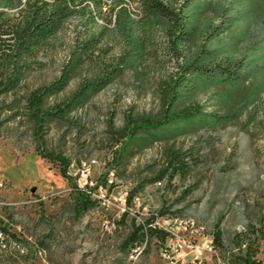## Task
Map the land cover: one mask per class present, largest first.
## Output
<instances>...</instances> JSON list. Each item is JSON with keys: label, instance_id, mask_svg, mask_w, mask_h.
<instances>
[{"label": "rangeland", "instance_id": "374dc122", "mask_svg": "<svg viewBox=\"0 0 264 264\" xmlns=\"http://www.w3.org/2000/svg\"><path fill=\"white\" fill-rule=\"evenodd\" d=\"M138 21L135 38L145 49L103 91L45 129L43 148L65 156L70 178L36 150L34 125L27 107L32 91L57 79L76 47L78 24L69 21L28 59L26 73L12 92L0 95V228L5 247L0 264H171L162 240L147 235L126 246L137 226L181 221L194 226L180 233L199 243L213 236L221 222L222 244L206 252L202 264H245V245L259 236L264 223V73L233 89L204 90L195 99L208 111L234 119L214 129L205 127L172 141L134 147L121 161L119 131L128 118L157 116L163 108L162 87L177 71L179 60L161 24H151L139 0H128ZM104 16L114 0H103ZM107 19H99L104 24ZM1 42V41H0ZM75 74L68 87L47 105L67 100L85 80L101 74L102 62L126 55L129 46L111 26L109 36ZM197 43L182 48L196 51ZM223 100V101H222ZM179 149L190 166L186 174H164L166 151ZM163 176V177H162ZM162 177L161 179H159ZM104 181L106 183L104 184ZM79 188H95V204L76 213ZM196 228H203L197 234ZM175 264H194L189 248ZM257 259L264 263V238Z\"/></svg>", "mask_w": 264, "mask_h": 264}, {"label": "trees", "instance_id": "16d2710c", "mask_svg": "<svg viewBox=\"0 0 264 264\" xmlns=\"http://www.w3.org/2000/svg\"><path fill=\"white\" fill-rule=\"evenodd\" d=\"M103 0H0V95L14 91L28 67V59L54 38L71 20L78 24L76 47L62 68L60 76L41 86L27 100L34 125L36 150L59 166L63 177L70 178L69 160L60 153L46 151L42 143L46 127L57 119L86 104L111 84L130 63L142 55L145 46L135 38L138 21L128 0H114L112 13L104 16ZM143 15L151 24H161L171 44L172 55L179 59L177 71L162 89L163 108L157 116L128 118L119 131L120 146L115 150L121 161L134 147L143 148L157 141H172L205 127L212 129L234 119L208 111L195 97L212 87L237 89L254 82L264 73V0H139ZM99 19H107L99 24ZM129 46L126 55L112 62H102L101 74L93 76L59 104L48 106V100L63 92L96 50L109 36L111 26ZM196 42V51L184 55L182 48ZM264 88L260 85L257 93ZM223 101V100H222ZM190 166L184 154L174 147L166 151L164 174L170 177L186 174ZM163 177V176H162ZM160 177L159 179H161ZM106 181H104V184ZM74 184L76 213L81 216L94 204L91 193ZM152 220L146 228L137 226L125 245H135L146 236H156L163 243L171 233ZM221 220L215 225L214 245L222 244ZM259 236L240 242L245 245V264H264L257 259L264 223Z\"/></svg>", "mask_w": 264, "mask_h": 264}, {"label": "built area", "instance_id": "2783aa9c", "mask_svg": "<svg viewBox=\"0 0 264 264\" xmlns=\"http://www.w3.org/2000/svg\"><path fill=\"white\" fill-rule=\"evenodd\" d=\"M194 225L195 224L192 220L181 221L176 231L170 229L169 222L161 227L156 225L159 228L171 233V237L164 243L167 245L164 257L168 259L171 264H175L174 257L177 253L181 252L183 255L188 253L185 248H189L191 250V254L193 255L192 262L194 264H202V259L206 252H214L215 245L213 236H204L199 243L189 242V244L186 243L185 239L179 236L183 230H187L189 226ZM202 230L203 228H196V233L199 234ZM5 245V230L4 228H0V247L3 249Z\"/></svg>", "mask_w": 264, "mask_h": 264}, {"label": "bare ground", "instance_id": "6f19581e", "mask_svg": "<svg viewBox=\"0 0 264 264\" xmlns=\"http://www.w3.org/2000/svg\"><path fill=\"white\" fill-rule=\"evenodd\" d=\"M2 250V247H0V251Z\"/></svg>", "mask_w": 264, "mask_h": 264}]
</instances>
